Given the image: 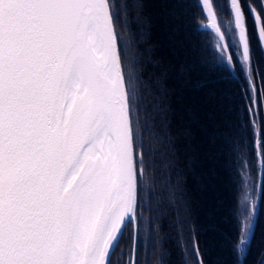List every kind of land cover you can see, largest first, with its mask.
I'll list each match as a JSON object with an SVG mask.
<instances>
[{
  "label": "snow or ice",
  "instance_id": "snow-or-ice-1",
  "mask_svg": "<svg viewBox=\"0 0 264 264\" xmlns=\"http://www.w3.org/2000/svg\"><path fill=\"white\" fill-rule=\"evenodd\" d=\"M195 6L207 24L193 31L215 35L219 59L247 89L240 93L246 122L237 118L234 126L236 138L248 135L251 144L235 177L243 194L229 244L239 259L264 204V0H224L227 32L217 0ZM126 7L119 0H0V264H112L129 227V264H136L139 232L151 241L144 216L150 149L131 41L125 47L121 35ZM193 239L184 254L210 264Z\"/></svg>",
  "mask_w": 264,
  "mask_h": 264
},
{
  "label": "trees",
  "instance_id": "trees-1",
  "mask_svg": "<svg viewBox=\"0 0 264 264\" xmlns=\"http://www.w3.org/2000/svg\"><path fill=\"white\" fill-rule=\"evenodd\" d=\"M119 3L127 5L122 16L127 30L121 35L125 47L131 41L129 55L140 77L141 134L150 149L145 194L151 211L144 216L151 241L145 243L148 234L139 232L136 264H193L192 253L183 251L193 238L210 264H264V204L243 260L229 244L238 228L237 198L243 194L236 172L251 155L249 136L241 141L234 132L237 118L246 122L243 78L219 59L213 33L203 27L193 31V25L207 23L195 0ZM228 11L224 0H217L226 32ZM131 232L124 233L112 264L132 259Z\"/></svg>",
  "mask_w": 264,
  "mask_h": 264
},
{
  "label": "water",
  "instance_id": "water-1",
  "mask_svg": "<svg viewBox=\"0 0 264 264\" xmlns=\"http://www.w3.org/2000/svg\"><path fill=\"white\" fill-rule=\"evenodd\" d=\"M207 24V23H206ZM207 29V28H206ZM209 30V29H208ZM210 31V30H209ZM122 239V238H121ZM121 239H120V241H121ZM120 241H119V243H120ZM118 248V247H117ZM117 248H116V250H117ZM116 250L112 253V256H111V260H112V258H113V256H114V254H115V252H116ZM135 255H136V251H135ZM132 259H133V256H132ZM134 259H135V257H134ZM241 260H243V257H241Z\"/></svg>",
  "mask_w": 264,
  "mask_h": 264
},
{
  "label": "rangeland",
  "instance_id": "rangeland-1",
  "mask_svg": "<svg viewBox=\"0 0 264 264\" xmlns=\"http://www.w3.org/2000/svg\"><path fill=\"white\" fill-rule=\"evenodd\" d=\"M250 186H253V185L250 184ZM129 244H130V241H128V244L126 245L127 248H128V246H130ZM119 245H120V244H119ZM126 247H125V248H126Z\"/></svg>",
  "mask_w": 264,
  "mask_h": 264
},
{
  "label": "flooded vegetation",
  "instance_id": "flooded-vegetation-1",
  "mask_svg": "<svg viewBox=\"0 0 264 264\" xmlns=\"http://www.w3.org/2000/svg\"><path fill=\"white\" fill-rule=\"evenodd\" d=\"M130 228H131V227L127 228V229H128V232H129ZM127 229H125V232H126ZM125 232H124V233H125ZM132 248H133V243H132Z\"/></svg>",
  "mask_w": 264,
  "mask_h": 264
}]
</instances>
